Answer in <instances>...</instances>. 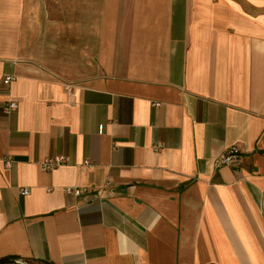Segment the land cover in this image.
Returning <instances> with one entry per match:
<instances>
[{
  "label": "crops",
  "instance_id": "1",
  "mask_svg": "<svg viewBox=\"0 0 264 264\" xmlns=\"http://www.w3.org/2000/svg\"><path fill=\"white\" fill-rule=\"evenodd\" d=\"M6 257L264 264V0H0Z\"/></svg>",
  "mask_w": 264,
  "mask_h": 264
},
{
  "label": "built area",
  "instance_id": "2",
  "mask_svg": "<svg viewBox=\"0 0 264 264\" xmlns=\"http://www.w3.org/2000/svg\"><path fill=\"white\" fill-rule=\"evenodd\" d=\"M14 78L11 76H6L4 78V83L5 84H10L11 81ZM68 90L71 92L72 91V87L69 86ZM155 106H160V103L156 102L154 104ZM18 109V103L15 101H10L7 105V110L8 111H15ZM158 149L160 148L159 146L157 147ZM69 163V157L64 156V155H56V156H51V157H47L45 158L41 163H40V167L45 170V171H52L55 168L65 165ZM242 163V156H241V152L238 146H231L229 148H227V150L221 154V156L219 157L218 160V165H228L234 168H237L240 166V164ZM65 191L68 194H73L77 197L79 196H83V195H88L90 193V190L88 188H80L78 186H74V187H68L65 189ZM21 194L22 195H28L30 194V190L28 188H22L21 189ZM24 264V262H22Z\"/></svg>",
  "mask_w": 264,
  "mask_h": 264
},
{
  "label": "trees",
  "instance_id": "3",
  "mask_svg": "<svg viewBox=\"0 0 264 264\" xmlns=\"http://www.w3.org/2000/svg\"><path fill=\"white\" fill-rule=\"evenodd\" d=\"M21 261H23V260H20L16 257H6V258L0 259V264H21L20 263ZM24 261H26V264H27V262L29 263V261H27V260H24ZM48 264H51V263H48Z\"/></svg>",
  "mask_w": 264,
  "mask_h": 264
},
{
  "label": "water",
  "instance_id": "4",
  "mask_svg": "<svg viewBox=\"0 0 264 264\" xmlns=\"http://www.w3.org/2000/svg\"><path fill=\"white\" fill-rule=\"evenodd\" d=\"M20 263H22V262H20Z\"/></svg>",
  "mask_w": 264,
  "mask_h": 264
}]
</instances>
